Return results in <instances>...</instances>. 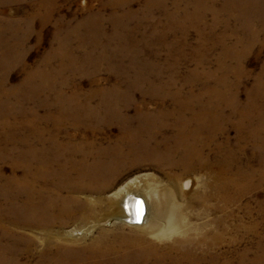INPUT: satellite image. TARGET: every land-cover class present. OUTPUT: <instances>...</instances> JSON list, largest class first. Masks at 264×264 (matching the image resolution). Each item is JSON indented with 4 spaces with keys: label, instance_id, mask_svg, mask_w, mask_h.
Instances as JSON below:
<instances>
[{
    "label": "rangeland",
    "instance_id": "1",
    "mask_svg": "<svg viewBox=\"0 0 264 264\" xmlns=\"http://www.w3.org/2000/svg\"><path fill=\"white\" fill-rule=\"evenodd\" d=\"M213 92H225L230 103L236 98L234 110L223 108L226 114H236L232 122L253 104L251 100L263 115H254L252 125L264 120V0H0V175L5 179L14 175L12 162L27 151L22 140L35 141L31 133L36 130H61L59 141L69 147L94 140L97 150L108 148L118 140L124 118L133 125L145 111L159 118L162 100L172 109L176 99L218 100ZM72 96L94 108L97 118L91 112L79 115L77 127ZM106 101L121 112L122 120L100 125L90 136L93 126L110 115L102 109ZM237 132L236 170L252 175L247 182L241 180L231 202L215 197L213 186L220 175L214 167L194 164L185 170L178 161L173 167L158 157L152 158V166L144 161L147 152L161 155L175 145L172 129L137 150L136 157L109 156L121 166L104 179L103 192L80 195V201L89 204L85 215L76 213L55 227L79 252L80 260L68 264H82L87 257L92 264L187 263L183 255L176 260L147 258L143 250L148 248L135 242L144 228L117 220L123 215L119 201L124 187L138 177L144 179L135 191L145 196L156 191L151 199L165 206L168 199L176 200L185 216L187 230L179 234L144 235L157 244L159 253L177 240H203L202 246L192 247L191 255L203 257L202 264H264V131L256 139L250 138L246 126ZM227 135L233 138L236 132L230 129L218 141H226ZM23 160H18L21 166ZM213 163L210 157L207 164ZM185 175L192 180L187 189L180 181ZM2 195L0 184L4 209ZM23 232L33 236L38 248L45 238L40 230ZM68 232L72 235L66 236ZM214 255L219 257L213 261ZM35 262L33 257L28 264Z\"/></svg>",
    "mask_w": 264,
    "mask_h": 264
},
{
    "label": "bare ground",
    "instance_id": "2",
    "mask_svg": "<svg viewBox=\"0 0 264 264\" xmlns=\"http://www.w3.org/2000/svg\"><path fill=\"white\" fill-rule=\"evenodd\" d=\"M12 91L8 92L12 93ZM213 94L216 93L213 92ZM224 94L225 92L216 94L219 97L218 100H213L212 97L204 100L199 98L176 99L172 102V109L167 108L162 100L161 108L158 111L159 118H155L156 115L145 111L142 115L143 118L136 119L135 125L128 118L122 120L121 112L111 102L106 101V106L101 103L102 109L110 115L104 116L106 121L98 122L93 126L94 128L89 131L90 136L97 132L100 125L109 126L112 121L120 122L122 120V122L120 125L121 132L118 140L114 142L115 144L98 150L94 140L81 146L72 145L69 147L68 143L59 141L58 133L61 132L59 129L56 132L42 129L36 130L35 133L32 132V136L35 134L37 140L31 141L34 137L31 140L27 137L22 140L27 151L24 155L21 154L22 157H19L18 160L24 158V164L21 166L18 160H14L11 166L14 175L6 179L0 175L2 199H5L7 203L4 209L0 207V264H28L33 257L36 258L35 264H68L70 260L72 262L80 260L79 252L70 246L71 241L60 238L55 227L58 225L60 227L67 218H72L76 213L85 215L84 209L89 204L86 200L80 201V195L89 196L103 192L107 186V180L104 179L109 175L114 176V170L121 166L115 160L108 159L109 156L111 158L113 156L136 157L139 155L137 150H141V147L155 141L158 134H164L163 132L168 129L175 132L173 135L175 145L161 155L155 152H147L144 161L150 162L149 165L152 166L156 162L152 158L158 157L161 162L168 163L169 167L175 166L178 161L185 170H191L194 164H198L200 167H214L220 175L213 186L215 197L222 201L231 202L241 186V180L248 181L252 175L250 172L243 174L244 172H240L241 170H236L237 130L239 131L246 126L250 138L256 139L259 133L264 131V120L260 121L259 119L256 125H252L254 115L261 117L262 113L257 112V106L254 105L255 100L254 102L251 100L250 102L253 104H249L250 106L244 112L239 113V116L237 115L239 117L237 122H232V118L236 115L233 112L235 109L233 106L237 105L236 98H232V103H230ZM76 99L75 96L70 98L71 105L77 114L75 122L77 127L80 126L79 115L82 116L91 112L92 118H97L94 116V108L87 103H79ZM228 105L229 107L233 105L231 106L233 108V110L231 109L232 114L224 112L223 108ZM68 108L69 106L64 107V109ZM230 129L235 130L236 136L231 138L227 135L226 141H218V136L225 134ZM45 135H49V138H43ZM142 135L148 136L147 140H142L143 138L140 140ZM261 143L264 145V141ZM37 146H41L40 149H37ZM115 148H117L116 153L110 152V149ZM210 157L216 162L213 163V166L207 164ZM151 162L153 163L151 164ZM19 170L21 171L20 176L17 175ZM232 175H236L237 178L234 179ZM186 177L187 175L180 179L183 181L182 188L185 189L190 186L192 181ZM143 179V177L132 179L130 186L124 187L126 193L121 196L119 201L123 215L119 216L117 220L144 228L135 235V242L138 245L141 244V248L144 246L148 248L146 251L144 248V254L141 250V253L146 257L162 255V258L165 259H178L183 255L188 259L185 261L186 264H194V262L195 264L196 262L202 264L203 257L197 260V257L191 255L192 247L202 246L205 243L203 240L200 243L190 240H177L172 246H167V249L163 250L162 253H159L157 244L146 240L144 235L147 234L152 237L164 235L165 231L179 234L183 230H187V224L182 207L176 203V200L168 199L169 201L165 206L162 202L151 199L152 196H157L156 191L145 196L133 189L142 183ZM172 186L175 196L178 195L177 187L173 184ZM89 208L94 209L93 203L90 204ZM4 222H7L9 226H4ZM11 226L15 229H12ZM23 230H40L45 234V238L40 241L39 248V245H34L33 236L24 233ZM65 235L71 236L72 234L68 232ZM19 245L20 248L16 247ZM87 247L86 249L89 250L92 245L89 244ZM172 252H175L173 257H171ZM218 257V255H214L211 258L214 261ZM24 259L25 262H21ZM88 259V257L84 259L86 261L82 264H92ZM229 263L231 264L230 261Z\"/></svg>",
    "mask_w": 264,
    "mask_h": 264
}]
</instances>
